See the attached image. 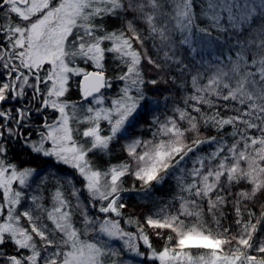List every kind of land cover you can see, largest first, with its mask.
I'll return each instance as SVG.
<instances>
[{
  "label": "snow or ice",
  "instance_id": "6c2138e0",
  "mask_svg": "<svg viewBox=\"0 0 264 264\" xmlns=\"http://www.w3.org/2000/svg\"><path fill=\"white\" fill-rule=\"evenodd\" d=\"M204 4L0 0V264H125L124 253L149 264H264V0ZM200 45L232 54L207 60ZM168 84L192 91L147 121L151 139L128 140L127 159L101 169L94 156H110L146 112V93ZM16 146L71 169L82 187L55 177L49 208L46 181L33 187L40 171L14 159ZM170 174L176 195L143 219L125 214L122 194L136 181L144 191Z\"/></svg>",
  "mask_w": 264,
  "mask_h": 264
},
{
  "label": "trees",
  "instance_id": "16d2710c",
  "mask_svg": "<svg viewBox=\"0 0 264 264\" xmlns=\"http://www.w3.org/2000/svg\"><path fill=\"white\" fill-rule=\"evenodd\" d=\"M203 6H206V0ZM200 11H201L200 7L195 8L196 13H199ZM120 23L121 22L119 19L108 18L106 20V25L109 29H115L119 27ZM236 36H238L239 39L243 41L247 36V32L243 34L237 33L236 35H234L231 43L235 42ZM200 48L202 49L201 54L203 58L207 60H212L214 56H221L226 58L227 56L232 54V52H230L229 48L227 47L219 48L214 45L212 49H203V45H200ZM197 59H200V57H197ZM105 63H106V67L109 69L108 74L114 75L112 69L115 67V62L112 60L111 54H109V56L106 58ZM89 70H91V68H89ZM78 80L79 77L74 78V81L72 82L71 85L72 91L68 98L72 101L79 100V93L77 90ZM120 86H122V82L119 85L114 84L113 89L104 90L105 95L107 96L114 95L117 90V87ZM191 91L192 89L190 86L187 88V92H185L182 87L173 84H168L166 87L162 86L158 89H150L146 93V95L149 96L146 112L142 113L141 117L137 115L131 119L130 123H134V127H128L127 131L122 133L120 138L110 146L111 155L105 156L102 154H96L94 156V159L98 162L101 169L105 168L109 163L116 164L127 159L126 152L122 148L125 141H128L136 137L142 139H151L152 138L151 132L147 130L148 127L147 121L151 120V118L154 116L164 119L166 113L170 114V109L172 108L173 104L180 103L182 96L186 95L187 93H190ZM165 97H167V99H165ZM152 131H155V129L153 128ZM204 131L207 135H215L214 131L211 130H204ZM212 147H213L212 145H203L199 150V153H207L212 149ZM196 154L197 153L190 154V157L195 156ZM14 159L21 163L31 164L33 167H36L40 171V175L34 176L32 179L36 181L35 184H37L42 179L46 181V187L48 190L45 191L44 193L46 197L44 203L48 205L49 208H51L52 206L51 195L55 191V187H54L55 177L58 176L61 180L65 179L66 177H71L76 186L82 187L81 178L76 176V174L72 172L71 169H68L65 166H59L58 170L50 169L49 165L52 163V160L50 159L46 160L40 157H33L31 154L28 153L26 149H21L19 146H16ZM184 165L187 167H191L190 159L186 160L184 162ZM125 187L126 188L133 187L132 177L125 178ZM139 188H140V184L138 181H136L135 189L137 190L125 192L122 194V196H123V202L127 204V208L125 209V214L131 215L133 218H140V219H143V217L146 214H150L154 209L159 208L162 204L168 202L174 195H176L178 191L174 176L171 174L167 179L163 181L161 185H156L155 183H153L150 189H146L144 191H138ZM0 196H2V191H0ZM82 198H84L86 202V197L84 196V194ZM227 211L230 213L231 209H228ZM233 219H234L233 216L229 215L228 219L224 221L225 225L231 224L233 222ZM121 223L122 226L127 227L126 225L123 224V221H121ZM128 230L134 231V229H128ZM233 230H235L234 225H233ZM153 243L157 248H160L162 246L163 241L153 237ZM112 247L118 248L117 244L112 245ZM8 250L12 251L11 245H8ZM192 251L195 252L197 250L193 249ZM121 258L124 260L125 264H149V262L145 261L142 257H135L134 255L127 256V254H123ZM156 264H159V262L157 261Z\"/></svg>",
  "mask_w": 264,
  "mask_h": 264
},
{
  "label": "rangeland",
  "instance_id": "374dc122",
  "mask_svg": "<svg viewBox=\"0 0 264 264\" xmlns=\"http://www.w3.org/2000/svg\"><path fill=\"white\" fill-rule=\"evenodd\" d=\"M79 81V80H78ZM77 86H78V84H77ZM127 141H125L124 143H126ZM81 181H82V179H81ZM31 183H32V185H33V187H35V183H36V181H34L33 179H32V181H31ZM84 196L86 197V193H84ZM27 201H25L24 202V204H25V206H27ZM104 239H106L107 240V238L105 237ZM108 243H109V246H111L112 247V245H116L117 244V246H118V248H121L122 247V242L121 241H108ZM124 254H127V256H133V254L132 253H124Z\"/></svg>",
  "mask_w": 264,
  "mask_h": 264
},
{
  "label": "flooded vegetation",
  "instance_id": "af4514ba",
  "mask_svg": "<svg viewBox=\"0 0 264 264\" xmlns=\"http://www.w3.org/2000/svg\"><path fill=\"white\" fill-rule=\"evenodd\" d=\"M35 119L39 120V117H36Z\"/></svg>",
  "mask_w": 264,
  "mask_h": 264
},
{
  "label": "water",
  "instance_id": "95a60500",
  "mask_svg": "<svg viewBox=\"0 0 264 264\" xmlns=\"http://www.w3.org/2000/svg\"><path fill=\"white\" fill-rule=\"evenodd\" d=\"M79 80H80V78H79ZM79 82V81H78ZM79 93V92H78Z\"/></svg>",
  "mask_w": 264,
  "mask_h": 264
}]
</instances>
